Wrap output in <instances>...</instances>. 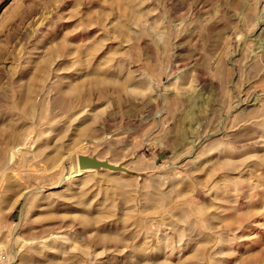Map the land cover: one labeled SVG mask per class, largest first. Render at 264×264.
Here are the masks:
<instances>
[{"label": "rangeland", "instance_id": "rangeland-1", "mask_svg": "<svg viewBox=\"0 0 264 264\" xmlns=\"http://www.w3.org/2000/svg\"><path fill=\"white\" fill-rule=\"evenodd\" d=\"M0 264H264V0H0Z\"/></svg>", "mask_w": 264, "mask_h": 264}, {"label": "water", "instance_id": "water-1", "mask_svg": "<svg viewBox=\"0 0 264 264\" xmlns=\"http://www.w3.org/2000/svg\"><path fill=\"white\" fill-rule=\"evenodd\" d=\"M78 169L80 171L86 170H109V171H125L122 166H115L107 161H102L96 157L79 156Z\"/></svg>", "mask_w": 264, "mask_h": 264}, {"label": "bare ground", "instance_id": "bare-ground-1", "mask_svg": "<svg viewBox=\"0 0 264 264\" xmlns=\"http://www.w3.org/2000/svg\"><path fill=\"white\" fill-rule=\"evenodd\" d=\"M87 171V170H86Z\"/></svg>", "mask_w": 264, "mask_h": 264}]
</instances>
